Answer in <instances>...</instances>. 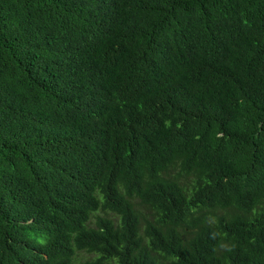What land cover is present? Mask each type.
<instances>
[{
  "label": "trees",
  "instance_id": "1",
  "mask_svg": "<svg viewBox=\"0 0 264 264\" xmlns=\"http://www.w3.org/2000/svg\"><path fill=\"white\" fill-rule=\"evenodd\" d=\"M0 264H264V0H0Z\"/></svg>",
  "mask_w": 264,
  "mask_h": 264
},
{
  "label": "rangeland",
  "instance_id": "2",
  "mask_svg": "<svg viewBox=\"0 0 264 264\" xmlns=\"http://www.w3.org/2000/svg\"><path fill=\"white\" fill-rule=\"evenodd\" d=\"M142 213H147L146 210H144L143 208L140 209ZM147 216V215H146ZM84 258V254L80 253V255L77 256L76 260H81Z\"/></svg>",
  "mask_w": 264,
  "mask_h": 264
}]
</instances>
